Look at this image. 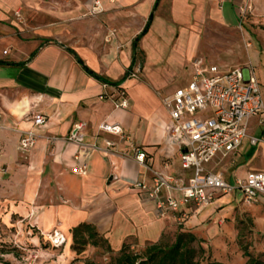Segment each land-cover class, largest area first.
Instances as JSON below:
<instances>
[{"label":"crops","instance_id":"crops-1","mask_svg":"<svg viewBox=\"0 0 264 264\" xmlns=\"http://www.w3.org/2000/svg\"><path fill=\"white\" fill-rule=\"evenodd\" d=\"M94 2L0 0V188H13L0 189V212L4 207L9 211L0 214V221L12 223L13 215H19L20 223H30L41 234L61 232L66 237V262L77 253L72 248L73 229L82 223L93 225L116 248L130 239L145 246L156 243L179 229L171 210L160 214L157 200L133 187L138 180L151 181L152 170L185 183L192 175L182 167L181 144L171 136L173 119L166 105L152 91V83L141 78L150 39L185 40L174 67L186 79L167 95L190 83L201 34L219 29L222 40L231 44L222 55L210 53V62L199 57L220 71L247 67L239 65L247 57L244 42H264V0H100L101 11L91 13ZM237 19L243 23L237 24ZM161 48L155 55L162 62ZM248 53L258 65L248 67L264 100L260 54L253 48ZM230 57L233 61L227 63ZM120 91L130 100L126 109L114 104ZM38 112L47 117L46 125L37 129L35 146L24 153L20 137L33 126L31 116ZM261 118L264 113L250 119L249 135H254L250 129L255 122L264 138ZM78 121L86 123V141L100 149L65 140ZM104 121L122 125L145 149L152 170L138 164L127 140L99 130ZM107 141L115 145L108 147ZM77 164L86 165V174L74 171ZM207 167L230 182L252 170L264 171V140L254 145L249 138V143L217 156ZM171 194L181 197L179 191ZM252 204H258L257 214H264V202ZM210 205L184 206L185 228L196 229L213 214L202 212Z\"/></svg>","mask_w":264,"mask_h":264},{"label":"built area","instance_id":"built-area-1","mask_svg":"<svg viewBox=\"0 0 264 264\" xmlns=\"http://www.w3.org/2000/svg\"><path fill=\"white\" fill-rule=\"evenodd\" d=\"M101 9L100 0H95L91 13H98ZM16 13L20 17L19 12ZM114 34L115 31H111L108 39ZM114 104L116 108L129 107L130 100L125 91L117 93ZM165 105L173 119L171 136L181 144L182 167L192 172L186 183L172 175L153 171L145 149L134 142L121 124L107 121L99 124L100 131L127 140L138 164L152 170L151 181L138 180L133 187L155 198L160 214L171 210L176 219L183 222L188 216L184 206H206L216 199L219 192L229 193L236 189L241 190L247 204L264 202V171L252 170L246 177L230 182L222 173L210 171L207 167L217 156H227L236 151L246 137L254 145L261 141L259 137L248 134L250 119L264 113L261 86L252 68L238 66L220 71L217 65L196 58L190 83L168 96ZM208 109L211 111L207 112ZM31 120L33 126L23 131L19 141V149L24 153L35 146L39 135L37 129L46 125L47 117L38 112L31 116ZM261 122H264L263 118ZM85 128V122H75L65 140L100 149L97 143L86 141ZM106 143L108 147L115 145L112 141ZM73 169L80 174L87 172L85 164H77ZM172 191H179L181 197L174 196ZM47 237L55 247H62L66 242V237L59 231Z\"/></svg>","mask_w":264,"mask_h":264},{"label":"rangeland","instance_id":"rangeland-1","mask_svg":"<svg viewBox=\"0 0 264 264\" xmlns=\"http://www.w3.org/2000/svg\"><path fill=\"white\" fill-rule=\"evenodd\" d=\"M16 17L19 19L16 15ZM237 24H242L243 20L237 19ZM219 30V29H218ZM218 30L209 31L201 34V41L197 44L198 49L195 60L199 57H205L210 62V53L213 55H222L223 48L231 45L229 42L222 40ZM158 37L150 39L147 47L149 56L148 63L145 66L142 81L152 83L151 89L165 104V99L170 96L171 89L177 85L179 81L186 79L183 72L176 70L174 64L179 58V53L184 46L185 40L181 37L170 39ZM158 39L160 43H158ZM247 49V57L245 62L239 65H248L253 69L257 66L249 55L250 48L257 49L261 57V65L264 68V42L255 38V41L244 42ZM161 48L164 59L159 60L155 51ZM153 56V57H152ZM233 61L230 57L228 62ZM156 85V86H155ZM163 89H161V88ZM130 95L133 92L129 89ZM138 99L140 100L139 96ZM211 111L210 109L207 112ZM262 127H257L253 122L250 133L259 137L261 141ZM249 143L246 138L242 144ZM10 191L12 187H3ZM2 186L0 189H3ZM258 204L247 205L243 201V194L240 189H236L229 193L219 192L216 199L209 207L202 208V212L210 210V216L193 229L198 237L202 240L205 248L204 259L200 264H208L210 261L218 260L225 264H245L248 257L244 255V249H247L254 256L264 259V214H257L255 207ZM0 206H2L0 204ZM262 208V207H261ZM6 208H2L0 214H8ZM205 215V214H202ZM19 215H13L12 223H4L0 221V264H110L112 258L117 256L118 251L123 245H129L132 250L142 252L145 245L139 244L136 240L130 239L123 243L121 247H113L108 239L102 241L98 245H94L93 241L86 244L80 252H77L72 261L66 262L62 247L58 248L52 245L47 235L41 234L36 227L30 223H20ZM184 222L177 220L179 227L184 226ZM31 230V231H30ZM188 230V229H187ZM175 235H167L163 237V242L172 243Z\"/></svg>","mask_w":264,"mask_h":264},{"label":"trees","instance_id":"trees-1","mask_svg":"<svg viewBox=\"0 0 264 264\" xmlns=\"http://www.w3.org/2000/svg\"><path fill=\"white\" fill-rule=\"evenodd\" d=\"M146 29H148V26L144 32ZM139 38L140 36L135 41L136 46ZM99 78L105 81L103 78ZM73 241L74 249L80 252L89 242L93 241L94 245H98L105 239L93 225L82 223L73 229ZM204 255L205 248L198 235L192 230L179 227L172 243L163 241L151 243L146 245L142 252H136L129 245H123L117 256L112 258L110 264H200L201 260L204 259ZM244 255L248 257L245 264H264V259L254 256L247 249H244ZM88 264L95 263L90 262ZM208 264L225 263L214 260Z\"/></svg>","mask_w":264,"mask_h":264}]
</instances>
